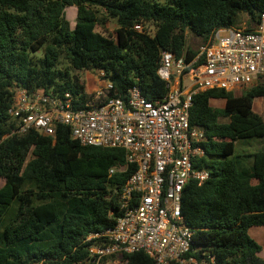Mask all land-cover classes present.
<instances>
[{
	"label": "trees",
	"instance_id": "1",
	"mask_svg": "<svg viewBox=\"0 0 264 264\" xmlns=\"http://www.w3.org/2000/svg\"><path fill=\"white\" fill-rule=\"evenodd\" d=\"M68 7L77 8L74 29L65 16ZM263 13L264 0H0V264H89L83 241L114 226L119 214L110 213L136 169L110 175L126 166L125 151L83 146L65 126L54 137L11 135L17 122L8 110L17 89L71 91L77 109H86L85 85L58 67L65 60L79 72L102 71L114 87L112 97L125 98L138 87L156 102L168 93L157 74L162 52L189 61L196 50L187 48L188 31L202 46L217 30L234 28L240 16L255 30ZM111 19L114 35L99 33L98 25ZM258 99H264V79L242 92L193 97L190 126L206 134L199 168L210 171L209 180L191 181L182 194L197 258L209 253L217 264H264L261 246L248 234L264 227V149L236 155L241 136L234 131L238 121L261 119L253 111ZM214 101L225 107H212ZM123 259L156 264L143 252Z\"/></svg>",
	"mask_w": 264,
	"mask_h": 264
},
{
	"label": "built area",
	"instance_id": "2",
	"mask_svg": "<svg viewBox=\"0 0 264 264\" xmlns=\"http://www.w3.org/2000/svg\"><path fill=\"white\" fill-rule=\"evenodd\" d=\"M135 29L143 31L139 25ZM157 74L168 93L156 102L148 101L138 87L125 98L112 97L114 87L103 81V72L86 109H77L78 96L71 91L28 94L17 89L13 96L8 115L17 126L11 135L36 131L54 137L56 128L65 126L83 146L125 151L126 166L111 169L110 175L136 168L110 213L119 214L114 226L83 241L89 244V264H127L123 256L138 252L156 264H217L209 253L196 257L195 232L181 212L184 188L210 178L208 169L199 168L206 158V134L190 126V109L197 93L242 92L264 79V13L255 30H217L189 61L162 52Z\"/></svg>",
	"mask_w": 264,
	"mask_h": 264
},
{
	"label": "rangeland",
	"instance_id": "3",
	"mask_svg": "<svg viewBox=\"0 0 264 264\" xmlns=\"http://www.w3.org/2000/svg\"><path fill=\"white\" fill-rule=\"evenodd\" d=\"M65 16L68 19L71 28L74 29L77 19V9L75 7H68L65 10ZM102 17L103 14H101ZM235 28H248V20L245 16H240L237 20V24L234 26ZM116 29V20L111 19L109 22H106L104 25H98L97 31L103 34L114 35ZM153 30V26L149 27V31ZM225 36V35H222ZM186 45L188 49L197 50L201 46V42L198 38L194 37L191 32H187L186 35ZM59 68L68 69L72 78H76L81 84L86 83L87 76H91L93 79L91 82L87 81L86 94L91 96L98 84V71L96 70H84L83 72H79L78 70L72 69L69 67L68 62L65 60H61ZM16 93V91H15ZM14 93V95H15ZM238 93V92H237ZM14 99V97H13ZM214 108H224L225 102L223 101H214L211 103ZM254 113L260 115V120H254L251 117L246 118V120L238 121L234 123V131L235 134L241 136L237 139L235 154H243V153H254L258 150L264 149V99L256 100L254 104ZM263 121V122H262ZM246 135V136H244ZM4 185V180L0 178V188ZM249 234V232H248ZM250 236V234H249ZM251 237V236H250ZM252 238V237H251ZM253 239V238H252ZM261 246V244H260Z\"/></svg>",
	"mask_w": 264,
	"mask_h": 264
},
{
	"label": "crops",
	"instance_id": "4",
	"mask_svg": "<svg viewBox=\"0 0 264 264\" xmlns=\"http://www.w3.org/2000/svg\"><path fill=\"white\" fill-rule=\"evenodd\" d=\"M76 8V7H75ZM77 9V8H76ZM103 15H105V12H102ZM68 18V17H67ZM109 22V21H107ZM99 76V73H98ZM91 76H87V81L91 82L92 81ZM87 81L85 83V88H87ZM98 82H99V77H98ZM99 85L97 84V87ZM96 87V88H97ZM256 102V101H255ZM255 104V103H254ZM250 236L260 245L261 244V252L259 253V257L264 260V227H254L251 228L249 231Z\"/></svg>",
	"mask_w": 264,
	"mask_h": 264
},
{
	"label": "clouds",
	"instance_id": "5",
	"mask_svg": "<svg viewBox=\"0 0 264 264\" xmlns=\"http://www.w3.org/2000/svg\"><path fill=\"white\" fill-rule=\"evenodd\" d=\"M100 72H102V71H100ZM100 72H98V73H100ZM14 96V95H13ZM13 99V98H12ZM12 103V102H11Z\"/></svg>",
	"mask_w": 264,
	"mask_h": 264
}]
</instances>
